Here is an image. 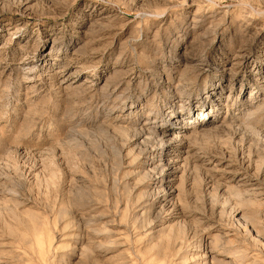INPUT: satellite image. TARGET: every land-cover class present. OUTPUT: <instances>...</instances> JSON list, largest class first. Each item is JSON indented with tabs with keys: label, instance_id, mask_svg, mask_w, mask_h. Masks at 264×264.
<instances>
[{
	"label": "rangeland",
	"instance_id": "1",
	"mask_svg": "<svg viewBox=\"0 0 264 264\" xmlns=\"http://www.w3.org/2000/svg\"><path fill=\"white\" fill-rule=\"evenodd\" d=\"M0 264H264V0H0Z\"/></svg>",
	"mask_w": 264,
	"mask_h": 264
},
{
	"label": "bare ground",
	"instance_id": "2",
	"mask_svg": "<svg viewBox=\"0 0 264 264\" xmlns=\"http://www.w3.org/2000/svg\"><path fill=\"white\" fill-rule=\"evenodd\" d=\"M178 137V136H177ZM174 138H176V137H174Z\"/></svg>",
	"mask_w": 264,
	"mask_h": 264
}]
</instances>
